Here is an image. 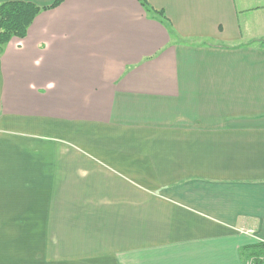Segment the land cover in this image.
<instances>
[{
	"label": "crops",
	"instance_id": "1",
	"mask_svg": "<svg viewBox=\"0 0 264 264\" xmlns=\"http://www.w3.org/2000/svg\"><path fill=\"white\" fill-rule=\"evenodd\" d=\"M146 2L163 25L64 0L0 53V264H246L264 244V0Z\"/></svg>",
	"mask_w": 264,
	"mask_h": 264
},
{
	"label": "trees",
	"instance_id": "2",
	"mask_svg": "<svg viewBox=\"0 0 264 264\" xmlns=\"http://www.w3.org/2000/svg\"><path fill=\"white\" fill-rule=\"evenodd\" d=\"M64 0H55L49 7H38L32 3L6 2L0 4V53L14 39H24L32 22L38 14L53 10ZM148 18L162 25L165 17L162 12L152 10L146 0H138ZM246 258L250 264H264V244H257L248 251Z\"/></svg>",
	"mask_w": 264,
	"mask_h": 264
},
{
	"label": "rangeland",
	"instance_id": "3",
	"mask_svg": "<svg viewBox=\"0 0 264 264\" xmlns=\"http://www.w3.org/2000/svg\"><path fill=\"white\" fill-rule=\"evenodd\" d=\"M249 262H250V261H249L248 259H246V264H250Z\"/></svg>",
	"mask_w": 264,
	"mask_h": 264
}]
</instances>
